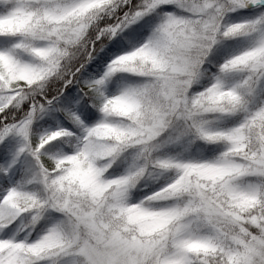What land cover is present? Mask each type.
Returning <instances> with one entry per match:
<instances>
[{
  "label": "clouds",
  "instance_id": "clouds-1",
  "mask_svg": "<svg viewBox=\"0 0 264 264\" xmlns=\"http://www.w3.org/2000/svg\"><path fill=\"white\" fill-rule=\"evenodd\" d=\"M173 3L180 11H165ZM251 5L0 0V37L13 38L0 50V114L7 119L30 102L11 126L38 164L27 183L41 186L12 188L0 202V232H13L0 236V264L65 256L75 264H264V11L232 18ZM153 18L142 41L115 56L103 75L81 78L98 50ZM230 41L243 46L191 94ZM120 72L144 79L106 95L102 86ZM74 83L101 101L103 118L87 126L74 115L83 135L73 151L53 152V141L74 134L37 137L31 126L56 99L52 93ZM227 117L238 121L221 126ZM200 141L221 150L184 158ZM172 147L180 151H167ZM52 212L62 217L33 238Z\"/></svg>",
  "mask_w": 264,
  "mask_h": 264
},
{
  "label": "trees",
  "instance_id": "trees-1",
  "mask_svg": "<svg viewBox=\"0 0 264 264\" xmlns=\"http://www.w3.org/2000/svg\"><path fill=\"white\" fill-rule=\"evenodd\" d=\"M261 11H264V6L260 8ZM243 17V16H239ZM235 20H238V16L232 17ZM153 23L151 21H145L143 24L136 25L133 30L126 33L129 39L117 38L112 43H110L105 49L102 51L98 50L97 54L93 61L86 67L84 70V77L88 79H94L95 73L100 71L101 67L106 63H109L116 53H121L125 50H132L139 42L142 41V38L148 31V25ZM243 46L242 43L235 42L233 45L224 46L219 49V51L211 57V61L205 65V68L208 70L207 74L202 77V80L199 83V88L196 90V93L203 90L213 81L214 72H218V68L216 65L222 62V58L227 56L230 52L234 51L236 48ZM117 75H121V78H116L113 81V77H110L109 80L102 86V90L106 95H114L118 94L125 86L129 83H136L142 81L144 78L126 72L117 73ZM79 84L69 85L67 90L63 92L62 95H57L56 93H52L56 96V100L59 103H55L54 110L51 114L43 117L42 119L36 120L33 122L31 128L32 132L35 136L44 135L45 132H48L53 129L54 131L60 129H67L69 132L73 133V136L61 137L57 141H53L49 146L51 151L53 152H70L74 150L75 145V137L82 136L84 127L83 125L77 123L74 119V106L78 105L81 107L82 114L79 115L81 120L84 122V125L91 126L98 122L103 118V113L100 111V100L95 99L94 97H86L84 93L79 89ZM70 94V96H69ZM21 111L19 109V113L13 111L12 114L8 116L7 119L4 118V115L1 114L0 118L6 121L7 123L13 122L16 119L20 118ZM78 116V115H77ZM63 120V121H62ZM61 121V125L60 122ZM238 121V117H227L221 122V126L228 127L232 126ZM199 149V151L197 150ZM221 150V145L219 144H209L203 141L198 142L196 148H192L187 152H184V158H210L214 156L218 151ZM167 151L175 154L180 151L178 147H172L167 149ZM2 158V153L0 150V159ZM121 169L117 168L114 171L119 172ZM4 169L0 168V187L13 186L18 190H35L38 185L35 181L32 184H28L27 181L31 179L33 175V171L21 168L16 164L11 173V180L8 181L3 175ZM158 185H152L148 189H144V191H137V198L142 196L145 192L152 190V188L157 187ZM42 222V221H41ZM40 222V223H41ZM33 238H35V234L33 233ZM72 259V258H71ZM76 259H72V264H75Z\"/></svg>",
  "mask_w": 264,
  "mask_h": 264
},
{
  "label": "rangeland",
  "instance_id": "rangeland-1",
  "mask_svg": "<svg viewBox=\"0 0 264 264\" xmlns=\"http://www.w3.org/2000/svg\"><path fill=\"white\" fill-rule=\"evenodd\" d=\"M134 2H135V0H134ZM262 6H264V2L257 3L255 5H251L248 8H245V9H240L237 12L233 13L232 17L238 16V18H237L238 20L245 19V18H254V17H256V16H258L260 14V12H261L260 8ZM165 11L171 12V11H180V10L177 7V5L173 3V4L167 5L166 8H165ZM239 16H243V17H239ZM149 21L154 22V18L149 20ZM137 25H140V24H137ZM133 29L134 28H132V30ZM235 42L236 41H230L224 46L233 45ZM12 43H13V38L12 37H0V50H5V49L9 48ZM224 46H222V47H224ZM126 51H129V50L122 51L121 53L126 52ZM121 53L114 54V56L111 59H113L115 56H117V55H119ZM224 58H222V59H224ZM107 65H108V63H106L104 66H102L100 71L95 73V75H94L95 78L94 79H97L101 75H103V73L107 69ZM214 74H216V73L214 72ZM121 77H122L121 75L115 74L113 76V81L116 78H121ZM201 80H202V78H201ZM200 81L193 85V87L191 89V94H195L196 93V90L199 88L198 86H199ZM69 96H70V94H69ZM56 102L59 103V101L54 99L52 101V104L49 105L46 108V110L44 112H42L39 115V118H37L36 120L42 119L43 117L47 116L48 114H51L53 112V110H54ZM29 103L30 102H25V105L21 106L19 108L20 111H21V116H20V118L16 119L15 121L7 123L6 121H4L3 119L0 118V134H3L4 128L6 126H11V125L17 123L19 120L24 118V116L26 115L25 109H26V107H27V105ZM9 107L11 108V105ZM74 108H75L74 109V112H75L74 114L76 116L77 115L79 116L80 114H82L81 107H79L78 105H75ZM19 109H16V110H13V111L17 112V114H18L19 113ZM36 120H34V121H36ZM59 122H60V125H61V121H59ZM51 131H54V130L51 129L49 132L47 130L45 132V134L50 133ZM22 148H24V137L22 136V134L18 130L9 131L6 135L3 136V139L0 140V150H1V153H2V158L0 159V168L4 169L3 175L5 174V177L7 178L8 181L11 180V173H12L13 168H14V166L16 164H18V166L21 167V168H26V169L32 170L33 172L38 168V164L36 162L35 157L32 156L31 153L27 149H25L24 151H21ZM12 188H14V187L13 186H7L5 188L4 187H0V202L3 201L4 196H6L7 193ZM50 217H51L50 219L42 220V222L37 227V232L34 233L35 236L38 233H40L42 230L46 229L55 220L61 218L62 217V213L52 212V213H50ZM11 235H13V232L11 230H7L5 232H0V236H11ZM71 258L72 259H76L75 257H69V256H65V257H61V258H46L45 261L42 262V264H52V260H54V259H58L60 261V264H72V259Z\"/></svg>",
  "mask_w": 264,
  "mask_h": 264
},
{
  "label": "snow or ice",
  "instance_id": "snow-or-ice-1",
  "mask_svg": "<svg viewBox=\"0 0 264 264\" xmlns=\"http://www.w3.org/2000/svg\"><path fill=\"white\" fill-rule=\"evenodd\" d=\"M253 2H254L255 4H257V3L264 2V0H253ZM12 130H13L12 126H6V127L4 128L3 134H0V140L3 139V136H4V135H6L9 131H12ZM21 151H22V150H21ZM3 259H4L5 261H7V260H8V257H4Z\"/></svg>",
  "mask_w": 264,
  "mask_h": 264
}]
</instances>
